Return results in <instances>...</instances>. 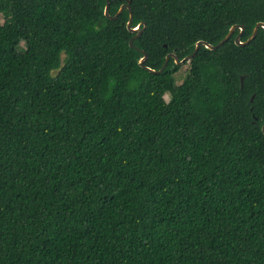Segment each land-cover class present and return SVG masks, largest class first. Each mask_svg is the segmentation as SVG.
Returning <instances> with one entry per match:
<instances>
[{"label": "trees", "instance_id": "trees-1", "mask_svg": "<svg viewBox=\"0 0 264 264\" xmlns=\"http://www.w3.org/2000/svg\"><path fill=\"white\" fill-rule=\"evenodd\" d=\"M108 3L0 0V264H264V28L138 62L264 0Z\"/></svg>", "mask_w": 264, "mask_h": 264}, {"label": "water", "instance_id": "water-1", "mask_svg": "<svg viewBox=\"0 0 264 264\" xmlns=\"http://www.w3.org/2000/svg\"><path fill=\"white\" fill-rule=\"evenodd\" d=\"M108 7H109V3H108V0H105V5H104V9H103V12H104V15L107 16L108 18L110 19H116L117 16L119 15V13L122 11V9L124 7H127L129 9V17H128V20L126 21V27L129 31H133L134 34L129 38V44L132 45V41L137 38L138 35H140V33L142 32L143 28L145 27V22H141V23H138L137 25H135L134 27H131V22H132V12L130 10V7L127 3H124L122 5H120V7L118 8V10L116 11L115 14L113 15H110L109 11H108ZM142 24V28L139 29V25ZM259 27H263L264 28V22L262 21H258L256 22V24L254 25L253 29H252V32L251 34L247 37L246 40H241L240 37H241V34L244 30V26L242 24H233L232 26H230L228 32L226 33V35L216 44L212 45L206 41H203V40H199L195 43V47L193 49V51L186 55L185 57H183L182 59H179L178 56L172 52L168 53L166 56H165V59L161 65V67L158 69V70H154L148 66H145L144 65V61L146 59V53L144 50L140 49V52L143 53L142 57H140L138 59V62L140 65L144 66L146 69H148L149 71H152V72H161L164 67L167 65V62L169 60L170 57H172L174 59V62L177 63V64H182L183 62L187 61V60H190L194 54L196 53V51L198 50L199 46L201 44H203L205 47L209 48V49H214L216 47H218L219 45H221L223 42H225L228 38H230V36L233 34L234 30L236 28H239V32L238 34L235 35L234 37V41L236 44H239V45H245L247 43H249L256 35L257 33V30ZM242 77H240V86H242ZM261 130L262 132L264 133V120L262 122V125H261Z\"/></svg>", "mask_w": 264, "mask_h": 264}, {"label": "rangeland", "instance_id": "rangeland-1", "mask_svg": "<svg viewBox=\"0 0 264 264\" xmlns=\"http://www.w3.org/2000/svg\"><path fill=\"white\" fill-rule=\"evenodd\" d=\"M185 69V67L182 65V68H181V70L183 71Z\"/></svg>", "mask_w": 264, "mask_h": 264}]
</instances>
